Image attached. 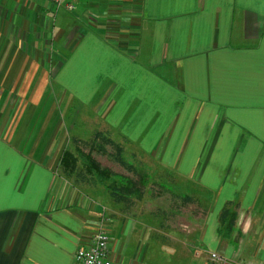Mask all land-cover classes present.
I'll return each mask as SVG.
<instances>
[{
  "label": "crops",
  "instance_id": "0c3cea01",
  "mask_svg": "<svg viewBox=\"0 0 264 264\" xmlns=\"http://www.w3.org/2000/svg\"><path fill=\"white\" fill-rule=\"evenodd\" d=\"M78 3L69 15L51 0H0V264H82L104 215L116 264H217L212 252L264 264V0ZM29 60H63L55 82L76 121L93 114L90 137L123 145L116 130L182 179L198 218L106 206L71 183L63 147L84 138L60 132L74 104L54 122L49 71Z\"/></svg>",
  "mask_w": 264,
  "mask_h": 264
},
{
  "label": "rangeland",
  "instance_id": "374dc122",
  "mask_svg": "<svg viewBox=\"0 0 264 264\" xmlns=\"http://www.w3.org/2000/svg\"><path fill=\"white\" fill-rule=\"evenodd\" d=\"M60 10L67 11L69 15L73 13H78V11H80L79 3L78 2L76 3V8L73 11H68L66 9H60ZM80 16L83 17L84 14H81ZM26 61H24L23 65H21L23 69H28V65ZM29 61L34 63L38 62L39 64L37 63L38 64L37 66L39 68L42 67L44 71L46 70L49 71L50 89L54 93L55 105L57 106L55 110L56 113L53 117L54 122H57V120L62 118L61 112L63 111L62 109L64 108V104L66 100L68 103L74 104L73 111L71 112V116H70L72 119L71 122L72 124L70 123L69 125L68 124L69 122L64 120L65 126L62 127L60 135H63V133L66 132L69 138L72 137L73 135H76L84 139H88L94 131L100 129L99 128L100 123L96 121V117L91 113L87 114V112H85L80 114V116L76 121L74 117L76 116V114H74V109L77 108L75 104L76 102L72 101L68 97V95H63L64 90L62 86L59 87L55 82V77L57 76V73L62 67L63 60H29ZM17 63H19V61ZM25 71L29 72V69ZM73 82L74 83H72V88H74L75 84H78V81L76 80L75 77ZM25 85H27V83L25 84L24 82L23 83L24 89H25ZM47 90H48V85L46 86V91ZM23 99H24L23 106L30 105L29 101L27 102V98H23ZM92 101L94 102V99ZM73 122H75L74 126H73ZM111 131L113 137L116 140H118L119 142L122 141V144L125 148L123 154L125 160L129 163L135 164L140 171L147 173V175L149 176V183L147 184L148 186L146 187L145 195L142 200H136L135 205L130 209L132 213H137L139 215L142 214L148 215L147 214L148 211L168 210L169 214H173V212H175L176 215L174 214L173 216L177 220L180 217L181 218L180 221L182 223H187L188 221H190L191 219L190 216H195V219L198 218L199 214L202 211L201 207L200 206L198 207V205L195 203H187V204L183 203L182 197L184 192H182L180 189L182 190L184 189L185 186L184 181L175 175L168 174V172L165 169L161 168L158 165V162L155 161L154 158H151L148 155L143 156L142 153L138 151L134 145L132 144L130 145L126 142L124 143V140L116 130H111ZM67 144L64 145L63 149L68 148L73 151L75 150V144L73 143H70L68 145ZM82 149L86 153H88L89 151V148L85 147L84 145H82ZM109 150L111 152L114 151L112 147H109ZM93 155L96 158V160L99 163H101L102 166L107 167L120 175H126L129 177L138 178L137 175L128 171L125 167H123L118 162L114 161L111 157H109V155H102L96 152ZM68 179L73 184H78V185L81 184V182L79 183L78 181H76L75 175H72L71 178ZM83 184L84 186H87L86 189L94 196L92 198L95 197L98 198V199L96 198L97 199L96 201L101 202L106 206H108V204L112 202L110 199L111 197L109 195V192L107 191L104 185H101L97 181H93V180L91 181V184H89L88 182H83ZM179 213H181V215L178 216ZM176 223H178V221L177 222L175 221V224ZM176 227L186 229L185 226L181 224H177Z\"/></svg>",
  "mask_w": 264,
  "mask_h": 264
},
{
  "label": "trees",
  "instance_id": "16d2710c",
  "mask_svg": "<svg viewBox=\"0 0 264 264\" xmlns=\"http://www.w3.org/2000/svg\"><path fill=\"white\" fill-rule=\"evenodd\" d=\"M75 150L66 149L60 162V170L68 178L75 175L79 183L97 181L104 185L110 197L115 203L122 205V209H131L136 200H142L149 176L140 171L135 164L129 163L123 156L124 147L114 141L104 131L96 132L88 139H74ZM82 145L89 148L88 153L84 152ZM109 147L114 149L113 152ZM109 155L114 161L125 167L128 171L137 175L138 178L120 175L111 169L104 167L94 157V153ZM237 219L236 208L226 207L221 213L222 232H231Z\"/></svg>",
  "mask_w": 264,
  "mask_h": 264
},
{
  "label": "built area",
  "instance_id": "2783aa9c",
  "mask_svg": "<svg viewBox=\"0 0 264 264\" xmlns=\"http://www.w3.org/2000/svg\"><path fill=\"white\" fill-rule=\"evenodd\" d=\"M56 10L66 9L73 11L76 3L80 0H51ZM110 218L102 217L97 230L91 237L87 246H82L76 253V259L82 264H116L109 244V223ZM211 259L217 264H236L235 261L218 252L211 253Z\"/></svg>",
  "mask_w": 264,
  "mask_h": 264
}]
</instances>
